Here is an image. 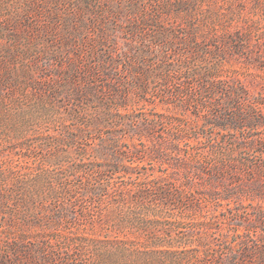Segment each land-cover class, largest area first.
I'll list each match as a JSON object with an SVG mask.
<instances>
[{
    "label": "trees",
    "instance_id": "trees-1",
    "mask_svg": "<svg viewBox=\"0 0 264 264\" xmlns=\"http://www.w3.org/2000/svg\"><path fill=\"white\" fill-rule=\"evenodd\" d=\"M17 1L14 15L0 25V39L7 38L9 43L19 46L28 66L21 74L13 71L9 65L12 58L16 59V53L7 47L3 57L0 50V93L6 90L5 95L12 98L20 89L44 104L49 122L60 120L61 130L57 135L37 137L49 152L42 157L43 164L66 158L54 157L57 150L69 154L67 149H74L80 159L70 175L89 172L90 179L83 191L94 197L109 193L101 177L102 170L95 165L97 160L112 172L117 171L122 156L129 153L167 164L171 171L159 175L157 185L134 195L142 201L150 198V202L156 203L152 204L154 209L167 214L166 206L172 202L183 209L192 207L186 192L193 186L197 191L209 193L210 199L213 196L221 202H235L239 195L231 184L239 188L247 178V196L262 201L253 208L261 209L258 217L264 220V184L257 182L264 179V139L249 138L241 146L259 154L258 161L249 152L233 156L217 143L209 151L191 158L181 154L193 135L182 127L181 116L189 108L205 110V124L211 127L264 128V87L258 90L254 82L245 83L230 74L222 77L218 73L219 68L234 60L254 70L253 77H258V73L264 75V43L249 48L248 35L241 27L217 34L220 15L209 10L205 15H196L193 0ZM200 32L209 36L207 49L196 42ZM179 45L187 49L188 58L182 54L176 56ZM170 50L174 51L173 58ZM157 98L166 104V111L154 113L143 121L133 118L131 109L139 104L149 106ZM67 122L76 127L72 129ZM162 124L167 131L154 136V128ZM102 130H106V136L97 137L98 143H93L95 134ZM134 135L154 139L150 138L151 144L143 150L136 146L127 150L119 148V141L134 139ZM10 154L13 156L15 151L11 150ZM121 166L124 173L130 172L131 167ZM180 175L186 177L188 186L175 184ZM227 175L234 180L230 185ZM39 177L17 179L0 189V235L18 231L0 241V264H49L57 233L51 227L65 219L71 209L65 204L55 213L44 211L41 216V211L49 199L73 191L67 184L54 181L51 175L47 180L44 177V188ZM120 200L123 195L114 203ZM247 215L240 214L241 224L245 229L254 228ZM171 216L160 219L169 225L180 222ZM210 226L201 223L203 230ZM260 229L255 237L234 234L237 240L233 242L227 240L230 227L228 232L221 233L219 243L180 236L175 243L173 239L160 242L164 249L143 244L135 247V242L118 240L112 244L122 247L118 248L122 255L128 251L131 255L163 257L187 256L216 244V254L200 264H264V226Z\"/></svg>",
    "mask_w": 264,
    "mask_h": 264
},
{
    "label": "rangeland",
    "instance_id": "rangeland-1",
    "mask_svg": "<svg viewBox=\"0 0 264 264\" xmlns=\"http://www.w3.org/2000/svg\"><path fill=\"white\" fill-rule=\"evenodd\" d=\"M192 3L194 9H197L196 15L208 10V12L215 11L220 15L217 34L222 35L236 27H241L243 32L248 35L249 48L252 49L258 43H264V33H261L264 32V0H193ZM18 4L17 0H0V25L5 19L14 15ZM211 22L207 20V24H211ZM206 34L207 32H200L196 37V42L201 44L203 49L209 48L206 45L209 43V36ZM7 47L16 53V59L12 58L10 61V69L21 74L22 70L28 66V59H23L20 47L9 43L7 38L0 39V50L3 57L6 55ZM183 47V45H179L175 54L176 56L182 54L183 57L188 58L189 55H186L188 51ZM169 52L171 53L170 58H173L174 51L170 50ZM218 73L222 77L230 74L245 83L254 82L258 90L260 87H264V75L258 73V77H253L252 73L255 71L251 68L246 69L240 61L227 62L222 68H219ZM5 92L6 90H3L0 93V189L9 187L17 179L27 180L38 175L41 176L39 182L42 180L41 183L45 188L44 177L47 180L51 175L54 181H61L63 185L67 184V187L73 191L71 194L63 193L57 199H49L45 204V210L41 211V216L44 211L51 214L52 210L55 213L60 205L65 204H68L71 209L65 219L51 227L53 230L56 229L57 233H55L52 252L48 259L49 264H200L206 257L216 254V244H211L210 248L202 247L187 256L163 257L159 254L154 256L131 255L128 251H124L125 254L122 255L118 250L122 247L112 243L118 240L135 242L137 244L135 247L143 244L152 248L161 246L155 249H164L165 245H160V242L165 243L167 239H173L175 243L176 238L180 236L192 237L195 240L207 238L214 243H219L221 233L228 232L229 227L230 232L227 240L230 242L237 240L234 234L246 233L255 237L256 233L261 232L260 226H264L263 218L258 217L261 209L256 208L255 210L253 207L262 201L256 196H247L246 188L249 185L247 178L243 179L239 185V188H244L243 191L235 188V184H231L234 192L239 195L235 202H221L213 196V199H210L209 193H204L202 190L197 191L193 186L186 192V199L189 200L192 207L183 209L178 206V208L171 201L172 203L166 206L169 214L167 211L160 212L154 209L152 205L154 203L149 201L150 198L144 201L136 198L135 193L157 185L158 176L171 171L167 164L152 161L150 158L143 157L142 154L129 153L122 156L118 169L115 167L117 171L120 169L118 172H112L111 169L103 166V163L101 164V160H97L95 165L98 166L97 169L102 170L101 177L108 185L109 193H99L100 195H95V197L91 193H84L83 187L90 179L87 175L89 172L86 175H70V171L74 170L75 163L80 159V156L74 153V149H67L69 154H63L62 151L57 150L54 157L57 155L66 157L60 158L57 163L43 164L42 161V157L44 155L46 157L49 152L45 151L43 141L37 137L41 134L57 135L61 130L60 120L49 122L42 107L44 104L37 103L26 92L18 89L12 98L7 97ZM155 100L149 106L144 107L139 104L131 109L133 118L143 121L154 113L166 111V104L159 98ZM204 111L198 112L189 108L181 116L182 127L193 133L189 141L190 144L183 146L182 155L186 154L191 158V155L196 153L209 151L210 146L217 143L224 151H231L233 156L249 152L250 156L258 161L259 154L253 153V150L246 151L241 146L249 138L264 139V128L236 126L228 130L211 127L205 124ZM66 124L72 129L76 127L69 122ZM167 129L165 124L158 125L154 128L153 135L158 137ZM100 136L105 137L106 130L95 134L92 142L98 143L97 137ZM134 136V139L119 141V148L127 150L136 146L143 150L151 144L149 139H154L151 136L148 139L144 136L140 138L138 135ZM17 142L18 144H15ZM92 142L90 144L93 145ZM232 149L234 150L232 151ZM11 150L15 151L13 156L10 154ZM121 165L131 167L130 172L124 173ZM88 169L89 167H86V170ZM57 177L59 180L55 179ZM178 177L180 179L175 182L176 185L188 186L184 175ZM227 181L230 185V182H234L233 177L227 175ZM257 182L263 185L264 179L260 178ZM191 184L190 182L189 186ZM122 195L123 200L114 203L115 199H119ZM243 213L248 214V222L255 225L254 228L245 229L244 224H241L242 220L239 216ZM164 215H172L171 217L179 219L180 222L169 225L167 222H163L162 218L160 219ZM137 217H141L142 220L138 221ZM155 221H159V223L156 224ZM203 222L209 223L211 228L207 231L203 230L201 227ZM16 233L0 235L1 243ZM179 258H181L180 261Z\"/></svg>",
    "mask_w": 264,
    "mask_h": 264
}]
</instances>
